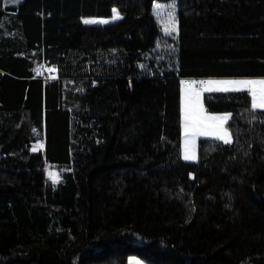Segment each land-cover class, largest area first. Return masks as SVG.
Listing matches in <instances>:
<instances>
[{
  "label": "trees",
  "instance_id": "16d2710c",
  "mask_svg": "<svg viewBox=\"0 0 264 264\" xmlns=\"http://www.w3.org/2000/svg\"><path fill=\"white\" fill-rule=\"evenodd\" d=\"M156 1L0 0V264H264V110L206 93L233 141L181 156L182 80L264 77V0H175L163 46Z\"/></svg>",
  "mask_w": 264,
  "mask_h": 264
},
{
  "label": "snow or ice",
  "instance_id": "6c2138e0",
  "mask_svg": "<svg viewBox=\"0 0 264 264\" xmlns=\"http://www.w3.org/2000/svg\"><path fill=\"white\" fill-rule=\"evenodd\" d=\"M18 2V0H13ZM159 7V6H157ZM171 12L168 15V21L165 24L164 31L168 34L173 32L178 34V21L175 17V4L169 5ZM115 15L112 19H118L119 14L116 9H113ZM107 23V20L97 21L94 18L84 19V23ZM50 71H55L51 69ZM183 86V99H182V113H183V130L185 137V159H196L195 147L196 139L199 136H216L217 138L229 143L231 141V134L225 127V124L230 113L216 115L208 114L203 104L200 101L201 94L205 91H236L241 92L247 90L251 94V105L253 109L264 110V78L250 79H223V80H182ZM196 85H202L203 87L197 88ZM35 131V130H34ZM39 147H43L40 144ZM34 151L36 149H33ZM50 179L53 184L61 181L59 173H49ZM136 264H139L137 261Z\"/></svg>",
  "mask_w": 264,
  "mask_h": 264
},
{
  "label": "rangeland",
  "instance_id": "374dc122",
  "mask_svg": "<svg viewBox=\"0 0 264 264\" xmlns=\"http://www.w3.org/2000/svg\"><path fill=\"white\" fill-rule=\"evenodd\" d=\"M24 0H18V2H13V0H4L3 2V7H9V6H18L20 5ZM172 3L175 4V17L177 20V4L175 0H169V1H164V2H160V1H156L153 5V12L159 22V25L161 27V32H162V39H160L159 41V45L163 46V44L166 42V38L167 37H173L175 36L177 33L173 32L172 34H168L167 32L164 31V27L165 24L168 21V15L171 12V8L169 7V5H171ZM159 6V7H157ZM178 21V20H177ZM179 26V24H178ZM149 58V57H148ZM143 66V63H142ZM53 77V75H52ZM240 78H250V79H260V78H264V77H237V78H208V80H223V79H240ZM214 91V90H212ZM212 91H205L201 94L200 97V101H203V97L206 93L212 92ZM204 102V101H203ZM203 104V103H202ZM204 106V105H203ZM182 117H183V113H182ZM183 120V119H182ZM199 141H200V136L197 137L196 139V147H195V154H196V159H185L184 155H185V137H184V130H183V139H182V159L185 161H195L198 159L199 156ZM48 175L49 173H59L61 178H62V172L59 168H57L56 166L53 165H48ZM58 184V183H56ZM139 262V264H146L143 260H141L140 258L136 257V256H131L130 257V263L129 264H136V262Z\"/></svg>",
  "mask_w": 264,
  "mask_h": 264
},
{
  "label": "crops",
  "instance_id": "0c3cea01",
  "mask_svg": "<svg viewBox=\"0 0 264 264\" xmlns=\"http://www.w3.org/2000/svg\"><path fill=\"white\" fill-rule=\"evenodd\" d=\"M216 90H214V91H212V92H215ZM182 99H183V88H182ZM201 103H203V105H204V102L203 101H201ZM204 109H205V106H204ZM205 111H206V109H205ZM207 112V111H206ZM208 114H216V115H222V114H226V113H211V112H207ZM231 117V116H230ZM230 117H229V119L227 120V122H226V124H225V127L228 129V127H227V123H228V121L230 120ZM228 131L230 132V134H231V141H233V134H232V132H231V130H229L228 129ZM201 138H205V139H210V140H220V141H223V140H221V139H219V138H217L216 136H212V135H208V136H200V139ZM230 141V142H231Z\"/></svg>",
  "mask_w": 264,
  "mask_h": 264
},
{
  "label": "built area",
  "instance_id": "2783aa9c",
  "mask_svg": "<svg viewBox=\"0 0 264 264\" xmlns=\"http://www.w3.org/2000/svg\"><path fill=\"white\" fill-rule=\"evenodd\" d=\"M46 68H47V67L44 65L43 68H42V69L40 70V72H39V76H40L44 81L49 80V77H52V75H53V77L55 76V73H54V72L47 71ZM200 80H206V78H201V79H199V81H200ZM196 87L199 88V87H203V86H202V85H196Z\"/></svg>",
  "mask_w": 264,
  "mask_h": 264
}]
</instances>
